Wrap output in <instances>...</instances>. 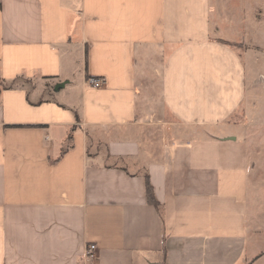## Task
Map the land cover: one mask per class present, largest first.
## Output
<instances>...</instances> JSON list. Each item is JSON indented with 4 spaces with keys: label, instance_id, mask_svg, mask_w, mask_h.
Instances as JSON below:
<instances>
[{
    "label": "crops",
    "instance_id": "1",
    "mask_svg": "<svg viewBox=\"0 0 264 264\" xmlns=\"http://www.w3.org/2000/svg\"><path fill=\"white\" fill-rule=\"evenodd\" d=\"M230 1L0 0V264H264Z\"/></svg>",
    "mask_w": 264,
    "mask_h": 264
},
{
    "label": "rangeland",
    "instance_id": "2",
    "mask_svg": "<svg viewBox=\"0 0 264 264\" xmlns=\"http://www.w3.org/2000/svg\"><path fill=\"white\" fill-rule=\"evenodd\" d=\"M230 2L227 8L234 12L235 32L229 35L236 41L231 48L243 60L250 84L249 97L229 122L246 128L244 137L249 141L250 151L259 154L258 163L264 167V0ZM35 83L34 80H23L19 85L31 90ZM75 99L77 101V97ZM263 175L264 171L259 177ZM261 191L264 193V188ZM258 210L264 212V204H259Z\"/></svg>",
    "mask_w": 264,
    "mask_h": 264
},
{
    "label": "built area",
    "instance_id": "3",
    "mask_svg": "<svg viewBox=\"0 0 264 264\" xmlns=\"http://www.w3.org/2000/svg\"><path fill=\"white\" fill-rule=\"evenodd\" d=\"M104 79L102 78H89L87 80V84L92 88H101L104 86ZM95 249V247H91L90 252H92Z\"/></svg>",
    "mask_w": 264,
    "mask_h": 264
},
{
    "label": "trees",
    "instance_id": "4",
    "mask_svg": "<svg viewBox=\"0 0 264 264\" xmlns=\"http://www.w3.org/2000/svg\"><path fill=\"white\" fill-rule=\"evenodd\" d=\"M148 199L153 205H157L151 185L148 183Z\"/></svg>",
    "mask_w": 264,
    "mask_h": 264
}]
</instances>
